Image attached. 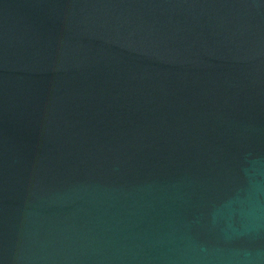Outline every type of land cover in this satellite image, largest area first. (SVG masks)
Masks as SVG:
<instances>
[{
	"label": "water",
	"instance_id": "1",
	"mask_svg": "<svg viewBox=\"0 0 264 264\" xmlns=\"http://www.w3.org/2000/svg\"><path fill=\"white\" fill-rule=\"evenodd\" d=\"M0 264H264V0H0Z\"/></svg>",
	"mask_w": 264,
	"mask_h": 264
}]
</instances>
